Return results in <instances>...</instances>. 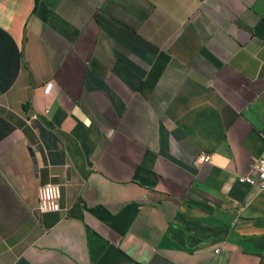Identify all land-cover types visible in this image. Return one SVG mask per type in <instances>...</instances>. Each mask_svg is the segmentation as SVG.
I'll list each match as a JSON object with an SVG mask.
<instances>
[{"label":"crops","instance_id":"1","mask_svg":"<svg viewBox=\"0 0 264 264\" xmlns=\"http://www.w3.org/2000/svg\"><path fill=\"white\" fill-rule=\"evenodd\" d=\"M263 153L264 0H0V264H264Z\"/></svg>","mask_w":264,"mask_h":264},{"label":"built area","instance_id":"2","mask_svg":"<svg viewBox=\"0 0 264 264\" xmlns=\"http://www.w3.org/2000/svg\"><path fill=\"white\" fill-rule=\"evenodd\" d=\"M254 177L247 180L255 183L261 190H264V153L257 158L252 165ZM38 210L42 213H56L61 209L62 191L60 185L47 184L39 189Z\"/></svg>","mask_w":264,"mask_h":264}]
</instances>
